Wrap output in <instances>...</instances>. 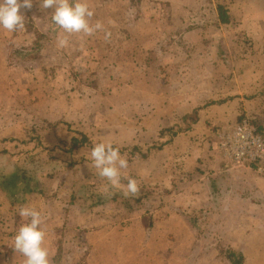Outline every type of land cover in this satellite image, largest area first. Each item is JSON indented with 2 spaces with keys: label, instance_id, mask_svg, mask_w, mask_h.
Masks as SVG:
<instances>
[{
  "label": "crops",
  "instance_id": "obj_1",
  "mask_svg": "<svg viewBox=\"0 0 264 264\" xmlns=\"http://www.w3.org/2000/svg\"><path fill=\"white\" fill-rule=\"evenodd\" d=\"M166 2L175 10L176 6L184 7V9L207 7V12L205 10L197 15L198 19L208 17L220 24L222 23L219 17V6H223L228 11L230 25L235 20L241 22L242 28L247 30L242 36L256 37L255 53L261 54L263 61L264 0H166ZM234 8L238 9L239 17H234ZM132 9L134 8L130 5V15H124L122 21L126 27L123 29H117V18L111 21V17L107 14H96L94 22L101 21L112 36L110 42L105 41L103 31H98L92 36H84V62L89 69L107 70L127 67H132L135 71L151 69L147 66L152 63V58L149 57L151 59L147 63L146 57L153 56L156 51L154 47L144 45L151 36L149 30L144 27L145 24H149V20L147 17L140 19L134 17L135 11L132 12ZM181 16L180 19H186L188 14H181ZM47 33L45 32L44 35ZM18 39L13 41L15 47L18 45ZM187 66L192 64L177 59L169 63L166 70L179 72L189 69ZM195 68L199 69V64L195 65ZM246 73L247 76H243L246 78L243 81L245 83L242 84L243 90L238 98H229L228 89H223L216 82H205L199 77L192 80L187 77V74H185L186 77L183 74L177 75L170 82L171 76L167 74L165 77L167 79L165 82L162 80V84L175 85L178 87L177 93L172 96H169L167 92L161 94L160 108L155 109L149 104L145 109L138 108L136 100L140 101V99H136L138 95L134 91L129 94V99L132 98L131 101L134 103L129 104L123 111L126 116L122 115L121 109L109 110L118 113V117L122 116L126 119L122 125L116 127L110 122L106 124L103 121L97 124L98 127L94 124L87 125L86 118L93 123L95 114L90 115L91 111H88L89 115L86 117L81 111L83 114H79L81 117L84 116L83 122L80 120L71 122L68 119L66 121L71 126L72 133L65 131L64 128L58 129L57 133H60L62 141L67 142L66 145L72 144L74 138L80 139V134H83L88 137L92 145L93 142H111L113 147L122 149L121 155L128 160V169L122 171L126 174L132 173L140 178L143 175L138 167L142 166L146 170L143 178L152 186L149 204L153 212L158 215V221L155 219L154 223L153 221L150 223V236L155 240H150L149 247L158 245L160 241L164 243L163 247L168 249L199 247L201 250L202 242L211 240L209 250L202 253L199 261L203 258L208 264H226L220 257V251L230 248L245 255V264H264V176L255 166L234 164L224 159L218 150V137H215L216 132L219 136L220 133L230 132L240 126L244 121L242 120L244 116L239 117L241 107H244L246 112L252 110L250 99L244 97L250 90L247 79L250 71ZM181 81L183 85L188 86L184 92L179 88ZM130 83L135 85L136 81L133 80ZM144 83L146 87L149 84L145 79ZM261 85L262 82L257 83L256 86ZM117 94L118 92L109 98H116ZM141 94L144 96V102L159 98L147 94L146 91ZM100 99L101 104H104L106 99ZM95 110L97 113L98 108ZM76 111L74 112L77 113ZM140 116L143 117V122L138 125L137 118ZM98 118H101L99 114ZM151 122L159 128L155 130L158 133L155 140L159 138L162 140L167 138V140L161 149L153 150L154 152L142 158L135 149L142 151V148L146 149L152 142L150 133L153 130L149 126ZM178 123L182 124V130L177 129ZM168 133H177L172 138V142L169 140ZM133 146L135 147L132 148ZM58 149L59 147H56L55 150L58 151ZM90 151V148H81L66 152L70 156L74 154V159L68 163L58 160L56 165L60 166L57 167H62L64 171L61 174L57 173L54 180L48 178V181L53 184L48 190L43 188L46 196L34 194L26 197L24 204L35 207L44 217L42 225L46 233L44 247L51 249L50 264H54L55 260L60 258H62L61 264H78L87 256L88 249L97 246L93 239L99 236L102 243L98 246L100 248L105 246V238L108 236L106 231L110 229V226H102L90 232L92 224L88 220L93 219L90 216L98 215V211L103 207H112L123 198L121 194L116 193L112 197H118L117 200H111L108 193L100 195L101 193L98 192L100 196L95 195V199L101 198L102 202L97 204L91 199L88 203L95 207L88 208V203L84 206V193L80 194V189L84 184L89 185L87 183L89 175L84 174V165L91 161L89 160ZM142 154L145 155L144 152ZM157 175L159 177L156 179ZM98 186L110 190L109 185L98 184ZM69 189L70 191L74 189L76 193L68 194ZM3 196L4 200L0 197V230L2 225H6L5 231L11 232L8 226L16 225L17 233L19 226L27 220L18 215V206L12 205L5 194ZM208 213L218 215L220 222L217 225H198L199 222L204 221L205 218L202 217ZM175 215H178L179 219ZM98 217L101 218V216ZM63 230L65 237L61 245L65 251L63 250L62 256L59 257L60 244L56 235L58 231ZM12 245L13 238L0 231V264H24L25 257L20 253L14 250L9 253L8 248ZM98 262L106 264L105 257H98L97 260L90 258L89 264H98Z\"/></svg>",
  "mask_w": 264,
  "mask_h": 264
},
{
  "label": "rangeland",
  "instance_id": "obj_2",
  "mask_svg": "<svg viewBox=\"0 0 264 264\" xmlns=\"http://www.w3.org/2000/svg\"><path fill=\"white\" fill-rule=\"evenodd\" d=\"M32 2L33 7L30 11L21 9L25 17V30L8 32L0 29V175L11 174L19 165L26 167L35 157L40 160V163L37 165L32 162V165H28L27 168L40 169L41 172L39 176L31 172L32 177H35L32 183L39 189L48 190L53 183L48 181L46 175L62 170V167H57L60 165H56L58 160L68 163L74 159V154L70 156L66 153L69 152L71 143L66 145L67 142L62 141L60 133H57L60 128L72 133L71 126L66 122L67 119L71 122L79 120L83 122L84 116L88 117V111H91L90 115L95 114V121L90 123L89 118H86L85 124H94L98 127L97 124L103 121L118 127L123 124L125 118L118 117V113L109 110L121 109L122 115L126 116L123 111L129 104L134 103L131 101L132 98L129 99L130 93L135 91L138 95L136 99L140 101L136 100V103L140 109H145L148 104L158 109L162 106L161 94L167 92L169 96H172L177 93L178 87L175 85L162 84L161 81H166L167 74L171 76L170 82L177 75L182 74L184 76L187 74V77L192 80L199 77L205 82H216L223 89H228L229 98H238L243 90L242 84L245 83L243 81L246 80L243 76H247L246 72L249 70L250 74L247 79L250 90L244 97L250 99L252 110L246 112L245 108L241 107L239 117L244 116L242 120L248 119L264 137V58L262 61V55L255 53L256 37L242 36L244 31H247L242 28L243 23L235 20L233 24L226 26L212 18L198 19L197 15L205 10L207 12V7L184 9V7L176 6L175 10L166 0H104V2L103 0H88L90 8L95 11V16L97 13H103L111 17V21L117 18V29L126 27L122 20L124 15H130L131 5L134 8L132 12L135 11L134 17L148 18L149 24H145L144 27L149 30L151 36L144 45L154 47L156 51L153 56L146 57L147 63L152 58V63L147 66L148 69L151 68L150 70L135 71L132 67L122 68L123 70L119 68L98 70L89 69L84 62L83 34L69 36V47L58 49L56 37L60 30L51 20L53 10L42 9L39 0H32ZM237 10L234 8V17H239ZM181 14H188V17L180 19ZM50 30L56 33L53 34V39L47 40ZM45 32H48L47 35H44ZM16 38H19L17 47L26 49L28 53H33L38 46H44L41 53L34 54L36 60L29 61L22 66L23 69L16 68L14 62L10 60L11 52L15 47L13 41H16ZM165 52L167 54H164ZM177 59L188 62L192 66H187L189 69L179 72L178 70H166L167 65ZM197 64L200 66L199 69L195 68ZM144 79L149 83L147 87ZM133 80L136 81L135 85L130 83ZM261 82L262 85L257 87V83ZM179 88L184 92L188 86L183 85L181 81ZM143 91L159 97L157 98L159 100L144 102V96L141 94ZM117 92L116 98H109ZM100 98L106 99L104 104H101ZM75 110L77 113L74 112ZM81 111L84 112L82 117L79 114H83ZM98 114L101 118H98ZM137 121L139 125L143 122V117H138ZM151 123L149 126L153 130L150 133L153 140L146 149L142 148V151H138L139 156L143 152L145 157L154 152L153 150L158 151L167 140V138L155 140L158 134L155 130L159 128L154 122ZM176 127L182 130V124L178 123ZM168 134L172 142V138L177 133ZM98 137L101 136L98 135ZM126 137L128 139L127 131ZM215 137H219L217 132ZM215 141L217 144V139ZM56 147H59L58 151L55 150ZM84 167V174L89 175L87 178L89 185H109L110 190L107 192L109 197L117 193L123 198L118 200L117 204L113 205L114 207L105 206L98 211V215L90 216L93 218L88 220L92 224L90 232L102 226H110V229L106 231L108 235L105 238L106 245L101 248L98 246L102 243L100 236L93 239L97 246L88 249L87 256L78 264H89L90 258L97 260L98 257H105L106 264H208L206 259L201 258L199 261V257L209 250L211 240L202 242V251L199 247L168 249L164 248V243L160 241L158 245L149 247L150 240H155L150 236V223L152 221L154 223L155 219L158 221V215L153 212L149 200L140 201L144 194H151L152 189V186L143 178L146 170L142 166H140L141 169L138 167L143 175V177L139 176L140 178L132 173L122 172L128 168L121 169L122 186L127 184L126 177H135L137 180L140 191L135 196H125L123 187L111 186L106 179L99 176L91 161ZM158 177L159 175L156 179ZM3 195L4 193L0 192V197L4 200ZM6 197L10 200L8 196ZM112 215H114L113 218ZM175 216L179 219L178 215ZM202 218H205L204 221L199 222L198 225H217L220 222L218 215L210 213ZM5 227L6 225H2L0 231L13 238L16 234V225L8 226L11 232H6ZM64 237V230L58 231L56 239L60 244L59 257L62 256L64 250L61 245ZM5 249L4 246V251ZM8 249L9 253L13 251L12 247ZM47 249L50 260L51 249ZM217 249L219 250L218 247ZM61 262L62 258L55 260L54 264H61Z\"/></svg>",
  "mask_w": 264,
  "mask_h": 264
},
{
  "label": "clouds",
  "instance_id": "obj_3",
  "mask_svg": "<svg viewBox=\"0 0 264 264\" xmlns=\"http://www.w3.org/2000/svg\"><path fill=\"white\" fill-rule=\"evenodd\" d=\"M39 5L42 9L53 10L51 20L60 30L56 37L58 49L68 48L69 36L74 34L92 36L103 31L105 41L110 42L112 33L104 24L99 20L93 23L95 11L90 8L88 0H39ZM32 7V0H0V29L8 32L25 30V17L21 9L30 11ZM90 158L99 176L111 186L123 187L125 196L139 193L140 188L135 178L126 177L127 184L121 185V169L128 168V160L111 142H93ZM18 215L27 222L19 226L13 237L14 252L25 257L24 264H50L48 249L44 247V217L30 205L21 206Z\"/></svg>",
  "mask_w": 264,
  "mask_h": 264
},
{
  "label": "trees",
  "instance_id": "obj_4",
  "mask_svg": "<svg viewBox=\"0 0 264 264\" xmlns=\"http://www.w3.org/2000/svg\"><path fill=\"white\" fill-rule=\"evenodd\" d=\"M219 17L220 21L223 25H230V17L228 14V11L223 6H219ZM56 31L50 30V35L47 37L48 39H53V34H55ZM44 49V46H38L37 49L33 53H28L26 49L14 47V49L11 52L10 60L11 62H14L16 68L23 69L25 64H27L29 61L34 62L36 59L34 58V54L41 53V51ZM254 125V124H253ZM255 126V125H254ZM81 138H74L71 144V148L69 149V152L73 150H78L81 148H92V143L88 139L86 135L80 134ZM117 148V147H115ZM120 152H122V149H119ZM136 152H138V149H135ZM142 158H145L143 154H140ZM35 162V164H39L40 160H37L35 157L32 158L30 164ZM28 165L25 166H17L11 174H3L0 175V192L4 193L6 196L10 198L11 204L18 206L20 208L21 206L25 205L24 203L26 200V197L33 196L34 194L37 195H43L46 196L44 193V189L37 188L32 183V180L35 178L32 177L31 172L34 173L36 176H39V173L41 172L40 169H30L27 168ZM41 165V164H40ZM45 165V163H44ZM41 168V167H40ZM64 170L62 169L60 172L55 171L52 174H47V178L50 180H54L55 175L61 174ZM98 192H100L102 195L103 193L109 192V190H105L103 187H99L98 185H87L84 184L80 189V194L84 193V206L88 205L89 201L92 199V202L94 203H101V198L95 199V195H99ZM71 195L73 193H76L74 189L68 190V194ZM99 195V196H100ZM151 194H144V197H141L140 201H148ZM118 197H111V200H117ZM88 203V204H87ZM88 208H94L89 204L87 206ZM220 257L222 258L223 262H226V264H245V255L241 252L235 251L233 249H221L220 251Z\"/></svg>",
  "mask_w": 264,
  "mask_h": 264
},
{
  "label": "built area",
  "instance_id": "obj_5",
  "mask_svg": "<svg viewBox=\"0 0 264 264\" xmlns=\"http://www.w3.org/2000/svg\"><path fill=\"white\" fill-rule=\"evenodd\" d=\"M218 150L227 161L255 166L264 176V137L248 119L236 129L219 134Z\"/></svg>",
  "mask_w": 264,
  "mask_h": 264
}]
</instances>
